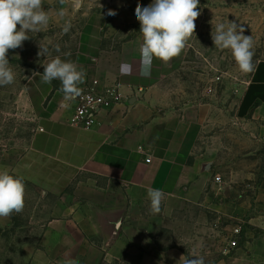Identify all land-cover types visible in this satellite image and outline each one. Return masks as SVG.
I'll return each instance as SVG.
<instances>
[{"label":"crops","instance_id":"obj_1","mask_svg":"<svg viewBox=\"0 0 264 264\" xmlns=\"http://www.w3.org/2000/svg\"><path fill=\"white\" fill-rule=\"evenodd\" d=\"M108 21L107 12L90 13L77 49L46 58L26 80L19 101L31 112L36 127L29 148L10 169L14 176L40 187L43 194L65 195L77 181L78 195L85 202L62 205L63 215L46 222L42 237H32L13 257L0 248V264H63L65 258L77 264H184L187 256L180 250L151 251L144 246L153 239L125 234L134 235L142 222L151 223L145 210L149 188L163 191L166 213L191 203L238 221L239 245L228 246L230 253L221 264H264V190L248 184L256 178L248 157L260 149L264 152V62L245 85L233 118L239 136L249 131L258 145H246L241 136L243 144L232 149L244 157L229 162L231 175L217 182L214 161L227 155L230 143L208 134L214 121L208 120L202 107L177 102L168 84L184 66L188 46L167 64L154 59L151 75L142 77V34L139 31L117 47L105 49ZM57 56L85 71V82L79 87L92 77L120 82L124 104L101 111L91 130L70 126L75 101L64 99L59 80L43 83L41 79L43 65ZM122 65L129 66L123 73ZM203 148L205 153L200 154ZM241 182L248 187L236 188ZM237 189L235 202L228 197H236ZM215 194L224 202L216 204ZM98 213L115 216L106 221H115L116 234L104 232ZM9 220L10 216L0 217V231ZM100 230L102 237L91 239ZM5 240L0 232V244Z\"/></svg>","mask_w":264,"mask_h":264},{"label":"rangeland","instance_id":"obj_2","mask_svg":"<svg viewBox=\"0 0 264 264\" xmlns=\"http://www.w3.org/2000/svg\"><path fill=\"white\" fill-rule=\"evenodd\" d=\"M152 3L153 0H69V3L60 5L58 0H43L42 7L50 14L48 24L42 26L39 32H29V39L24 41L21 47L10 49L7 53L9 67L15 74V80L12 84L0 86V167L2 171L8 170L12 173L10 170L12 163L29 148L34 134L36 127L34 117L19 101L23 86L31 74L41 68L46 58L77 49L82 26L90 13L100 11L108 13L110 9L116 12V15H108L109 21L104 29V48L109 49L117 47L140 31V22L135 17V8L138 4L146 7ZM61 8L66 9L67 12L64 19L56 15ZM197 10L200 15L195 20V33L187 43L186 61L168 84L177 102L183 105L192 103L202 107L208 120L214 121L213 128L208 134H217L221 141L230 143V149L225 150L228 152L227 155L225 154L223 158L220 156L214 161L217 170L213 171L214 176L219 173V176L227 181L231 172L230 167L226 165L229 162L236 163L239 157H244L238 149H232L236 147L234 144H243L241 138L243 136L246 139V145H258L257 138L249 131H246V136L241 133L239 136V128L233 125V118L240 106L245 85L256 68L264 62V0H200ZM68 19L71 20V27L68 32H64L63 26ZM221 22H235L245 29L244 35L253 37L255 68L252 73L240 72L231 50H220L215 47L212 31L214 32L215 25ZM40 46L48 49L46 56L38 55ZM201 153H205L204 148L200 149ZM250 155L248 159L250 158L249 160L254 163L253 165L250 162V167L256 173V178L248 184H255L253 187L264 190V152L260 149ZM218 161L221 164H218ZM233 168L238 169L237 164H233ZM24 183L23 211L10 215L6 229L0 231L6 239L0 244V248L5 249L8 257H13L19 246L25 245V242L32 237L35 239L42 237L44 224L50 219L63 215L62 205L70 203L76 206L85 202L78 195L77 181H74L68 187L66 194L62 196L43 194L40 187L25 180ZM245 184L247 183H236V188L240 186V188H247ZM253 190L254 188L250 189V191ZM235 191L236 197L232 195L228 198L237 202L238 189ZM214 198L216 204L225 200L218 198L216 194ZM145 210L147 219H152L151 223L142 222L134 235L131 231L125 232V234L129 233V236L154 240L151 245H145L144 248L151 251L177 249L187 258L203 257L204 264H221L230 253L228 246L234 238V229L238 221L214 209L205 210L191 203L169 214L166 213L162 201L161 212L153 214L148 199ZM96 217L99 218L101 227L104 226V232L111 234L118 232L115 221H106L115 216L98 213ZM31 226L34 227L33 230ZM102 231L100 230L91 239L97 240L102 237ZM239 241L240 237L238 245ZM11 261L14 262L13 258Z\"/></svg>","mask_w":264,"mask_h":264},{"label":"clouds","instance_id":"obj_3","mask_svg":"<svg viewBox=\"0 0 264 264\" xmlns=\"http://www.w3.org/2000/svg\"><path fill=\"white\" fill-rule=\"evenodd\" d=\"M200 0H153V3L135 8V17L140 22L142 43L140 44V75L149 77L154 59L169 63L179 57L185 50L188 41L195 33V20L200 12L197 10ZM60 5L69 0H58ZM43 0H0V86L12 84L15 74L9 67L7 53L10 49L22 46L29 39V32H39L50 19L49 12L42 7ZM76 8V5H73ZM108 15H116L109 10ZM56 15L64 19L66 9L61 8ZM19 26V28H18ZM71 20H65L63 31L68 32ZM245 29L235 22L217 23L212 31V40L217 49L231 50L239 70L243 74L254 71V40L251 35H244ZM47 48L40 46L38 55L46 56ZM41 76L43 83L53 80L61 82L60 91L64 99L71 101L78 98L82 89L79 85L85 82L86 73L78 69L76 63L64 61L59 56L43 65ZM128 65H122L125 72ZM67 106V105H66ZM150 210L153 214L161 212L164 193L160 189L149 188ZM25 204V183L22 177L14 176L8 170L0 171V217H8L23 211ZM63 264H77L74 259L65 258ZM184 264H204L203 257H192L184 260Z\"/></svg>","mask_w":264,"mask_h":264},{"label":"built area","instance_id":"obj_4","mask_svg":"<svg viewBox=\"0 0 264 264\" xmlns=\"http://www.w3.org/2000/svg\"><path fill=\"white\" fill-rule=\"evenodd\" d=\"M80 88L82 93L74 100V110L68 119V124L72 127L91 130L101 111L124 104L120 82H108L99 77H92ZM261 142L264 145V135L261 137ZM215 180L221 182L222 177L217 175ZM241 232L242 228L239 226L234 229V238L230 241L231 247L238 246Z\"/></svg>","mask_w":264,"mask_h":264}]
</instances>
